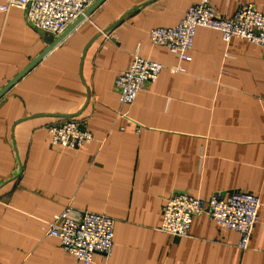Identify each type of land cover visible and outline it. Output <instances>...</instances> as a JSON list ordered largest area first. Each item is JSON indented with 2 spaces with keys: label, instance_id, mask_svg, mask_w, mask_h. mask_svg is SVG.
Wrapping results in <instances>:
<instances>
[{
  "label": "crops",
  "instance_id": "crops-1",
  "mask_svg": "<svg viewBox=\"0 0 264 264\" xmlns=\"http://www.w3.org/2000/svg\"><path fill=\"white\" fill-rule=\"evenodd\" d=\"M199 2L104 0L0 97V264H82L46 236L68 204L115 221L112 255L92 264H264V48L198 28L183 63L148 39ZM240 3L264 14V0H210L225 18ZM59 36L0 12V90ZM135 53L184 73L164 69L120 107L115 79ZM68 118L93 141L53 146L46 127ZM235 192L260 200L249 249L206 215L186 237L160 231L167 198Z\"/></svg>",
  "mask_w": 264,
  "mask_h": 264
},
{
  "label": "built area",
  "instance_id": "built-area-1",
  "mask_svg": "<svg viewBox=\"0 0 264 264\" xmlns=\"http://www.w3.org/2000/svg\"><path fill=\"white\" fill-rule=\"evenodd\" d=\"M96 0H6L0 12L11 8L25 12L26 23L32 29L50 36L63 34ZM198 28L217 31L225 43L242 39L249 44L264 48V14L250 3H240L231 17H219L210 0H200L185 12L174 26L157 27L148 31L153 46L166 48L179 61H191L190 52ZM105 40L114 39L111 34L100 31ZM167 69L172 74L184 73V69L164 65L133 54L131 65L115 79L120 107L134 103L137 94L146 83L156 81ZM138 133L140 127L129 121ZM51 144L68 149H79L93 141L92 133L82 121L65 119L46 127ZM123 130V129H122ZM260 200L247 192H235L221 196L213 195L204 200L189 195H173L167 198L161 209L160 231L175 237H186L195 217L206 215L219 228L239 235L237 247L249 249L253 230L258 223ZM115 221L103 214L80 210L68 204L54 215L46 236L55 238L61 250L82 264H92L96 254L109 258L113 251Z\"/></svg>",
  "mask_w": 264,
  "mask_h": 264
},
{
  "label": "water",
  "instance_id": "water-1",
  "mask_svg": "<svg viewBox=\"0 0 264 264\" xmlns=\"http://www.w3.org/2000/svg\"><path fill=\"white\" fill-rule=\"evenodd\" d=\"M104 0H96L90 7H88V11H85L83 13V15H81L74 23L77 24L78 22H80L84 16L89 15V12L94 9L96 6H98L101 2H103ZM86 9V10H87ZM72 25V27L74 26ZM72 27H70L69 29H71ZM69 29H67L62 35H60L59 37H57V39L52 43V45H50L34 62H32L26 69H24L20 74H18L16 77H14L11 81H9L1 90H0V97L8 91V89L16 82L18 81L25 73H27L29 71V69H31L43 56H45L54 46H56V44L58 42L61 41L62 38L65 37L66 33L69 31ZM224 196V195H223Z\"/></svg>",
  "mask_w": 264,
  "mask_h": 264
}]
</instances>
